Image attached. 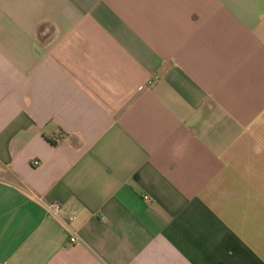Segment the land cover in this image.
I'll list each match as a JSON object with an SVG mask.
<instances>
[{
    "label": "crops",
    "instance_id": "crops-1",
    "mask_svg": "<svg viewBox=\"0 0 264 264\" xmlns=\"http://www.w3.org/2000/svg\"><path fill=\"white\" fill-rule=\"evenodd\" d=\"M0 264H264V0H0Z\"/></svg>",
    "mask_w": 264,
    "mask_h": 264
},
{
    "label": "built area",
    "instance_id": "built-area-1",
    "mask_svg": "<svg viewBox=\"0 0 264 264\" xmlns=\"http://www.w3.org/2000/svg\"><path fill=\"white\" fill-rule=\"evenodd\" d=\"M35 165L36 166L40 165V162H35ZM145 199H146L147 202H151L152 201L149 196L145 197ZM50 210L54 211V213H59L60 212V207H59V205H52V206H50ZM72 221H74V217H69L65 222L69 223V222H72ZM76 241H77L76 238H72V242L73 243L76 242Z\"/></svg>",
    "mask_w": 264,
    "mask_h": 264
}]
</instances>
